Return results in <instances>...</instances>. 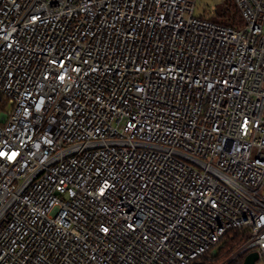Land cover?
Returning <instances> with one entry per match:
<instances>
[{
	"label": "built area",
	"instance_id": "1",
	"mask_svg": "<svg viewBox=\"0 0 264 264\" xmlns=\"http://www.w3.org/2000/svg\"><path fill=\"white\" fill-rule=\"evenodd\" d=\"M197 1L0 0V264L264 259V0Z\"/></svg>",
	"mask_w": 264,
	"mask_h": 264
},
{
	"label": "trees",
	"instance_id": "2",
	"mask_svg": "<svg viewBox=\"0 0 264 264\" xmlns=\"http://www.w3.org/2000/svg\"><path fill=\"white\" fill-rule=\"evenodd\" d=\"M210 19L214 22L233 28H239L242 24L239 11L232 0H222L221 4L216 7L215 14L211 16ZM248 237L249 232L247 229H230L217 243L214 254L204 255L196 259L192 264H224L229 261V258L248 239ZM242 261L243 259L239 264H241ZM228 264L234 263L230 262Z\"/></svg>",
	"mask_w": 264,
	"mask_h": 264
},
{
	"label": "rangeland",
	"instance_id": "3",
	"mask_svg": "<svg viewBox=\"0 0 264 264\" xmlns=\"http://www.w3.org/2000/svg\"><path fill=\"white\" fill-rule=\"evenodd\" d=\"M221 2L222 0H198L194 9V14L210 18L215 14L216 7L220 5ZM8 108L9 106H6L5 110ZM256 264H264V259H259Z\"/></svg>",
	"mask_w": 264,
	"mask_h": 264
},
{
	"label": "water",
	"instance_id": "4",
	"mask_svg": "<svg viewBox=\"0 0 264 264\" xmlns=\"http://www.w3.org/2000/svg\"><path fill=\"white\" fill-rule=\"evenodd\" d=\"M259 259V253L257 251H251L244 256L241 264H256Z\"/></svg>",
	"mask_w": 264,
	"mask_h": 264
}]
</instances>
